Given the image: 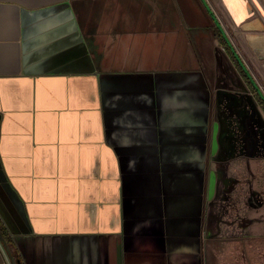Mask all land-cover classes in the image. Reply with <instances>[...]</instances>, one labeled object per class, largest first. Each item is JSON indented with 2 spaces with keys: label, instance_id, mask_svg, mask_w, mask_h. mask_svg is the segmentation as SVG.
<instances>
[{
  "label": "crops",
  "instance_id": "0c3cea01",
  "mask_svg": "<svg viewBox=\"0 0 264 264\" xmlns=\"http://www.w3.org/2000/svg\"><path fill=\"white\" fill-rule=\"evenodd\" d=\"M228 4L0 0V224L23 264H264V105L217 21L263 95L264 61Z\"/></svg>",
  "mask_w": 264,
  "mask_h": 264
},
{
  "label": "water",
  "instance_id": "95a60500",
  "mask_svg": "<svg viewBox=\"0 0 264 264\" xmlns=\"http://www.w3.org/2000/svg\"><path fill=\"white\" fill-rule=\"evenodd\" d=\"M228 8L237 22L244 21L241 24V28L242 30L248 32L246 34V40L252 52L255 54V56L258 59L264 61V25L259 18H253L251 20L249 19L254 13L253 8L251 4L249 3V1L248 0H229ZM237 9L239 10V12H237ZM210 12L212 13L211 10ZM217 24L220 29V32L224 34L227 42L232 46L231 42L229 41V38L227 37L221 25H219L218 21H217ZM237 56L239 57L238 54ZM241 66L244 69V71L247 73V75L250 76L247 70L244 68L243 64H241ZM263 66H264V63H263ZM250 79H252L251 76H250ZM258 90L261 92L259 88ZM261 94L263 95L262 92ZM263 98H264V95H263ZM0 242L3 245V248L5 249L8 255L10 264H21L20 258L12 255L11 249L1 232H0Z\"/></svg>",
  "mask_w": 264,
  "mask_h": 264
},
{
  "label": "trees",
  "instance_id": "16d2710c",
  "mask_svg": "<svg viewBox=\"0 0 264 264\" xmlns=\"http://www.w3.org/2000/svg\"><path fill=\"white\" fill-rule=\"evenodd\" d=\"M220 36H221L223 42L225 43L226 48H227L229 54L235 59V61H236L237 63H239V64L241 65L240 60H239V57L237 56V54H236L234 48H233V47L227 42V40H226L224 34L220 32ZM242 70H243V69H242ZM243 71H244V70H243ZM248 77H249V79H250V76H248ZM250 81H251V84H252V85L255 87V89H256L258 99H259V100L263 103V105H264V98H263V95H262L261 92L258 90V88H257L256 84L254 83V81H252V79H250ZM0 232L2 233V235H3L4 238H5V240L7 241L8 245H9V247H10V249H11V253H12V255H13V256H17V257H19V255L16 254V252H14V250L12 249V246H11L12 244H11V241H10V239H9V236H8L6 230L4 229V227H3L1 224H0ZM19 258H20V257H19ZM20 260H21V259H20ZM21 264H23L22 261H21Z\"/></svg>",
  "mask_w": 264,
  "mask_h": 264
}]
</instances>
